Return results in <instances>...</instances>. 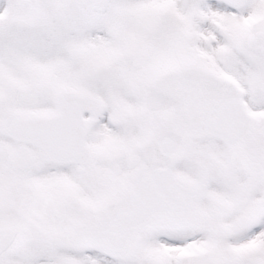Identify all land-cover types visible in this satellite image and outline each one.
<instances>
[{
  "label": "snow or ice",
  "instance_id": "obj_1",
  "mask_svg": "<svg viewBox=\"0 0 264 264\" xmlns=\"http://www.w3.org/2000/svg\"><path fill=\"white\" fill-rule=\"evenodd\" d=\"M0 264H264V0H0Z\"/></svg>",
  "mask_w": 264,
  "mask_h": 264
}]
</instances>
